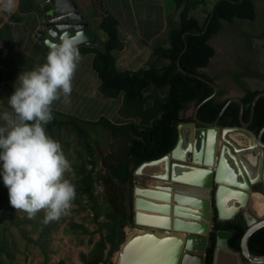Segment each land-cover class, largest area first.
I'll return each instance as SVG.
<instances>
[{
    "label": "rangeland",
    "instance_id": "obj_1",
    "mask_svg": "<svg viewBox=\"0 0 264 264\" xmlns=\"http://www.w3.org/2000/svg\"><path fill=\"white\" fill-rule=\"evenodd\" d=\"M252 2L255 7L252 20L236 18L231 23L223 22L218 33L209 39L214 54L202 70L213 78L217 90L222 91L218 100L240 98L245 89L264 91V0ZM209 10L210 5L206 4L190 14L202 23ZM96 30L99 37L105 36L103 29L96 27ZM89 60V56H81L80 63L88 65V73L81 72V77L74 74L70 103L65 104L61 99L52 105L53 119L60 124L52 120L45 128L47 135L59 142L71 164L72 171L66 173V178L75 185L76 197L70 213L47 223L43 210L29 218L27 213L11 206L8 189L0 177V264L107 262V250L118 246L125 230L140 227L133 221L135 186L155 190L170 186V190L182 191L183 196H189L186 195V192L190 193L189 188L183 190L184 185L172 184L169 177L142 173L139 171L142 163L135 166L126 159L125 149L133 132L119 127L136 119L121 110V96H101L96 87L97 73L89 66ZM193 108V103H189L181 116L191 117ZM101 117L112 126H105ZM218 128L222 130L229 126ZM213 171L215 175L217 170ZM146 181L154 185L150 186ZM221 182L213 178L210 200H215ZM246 184L248 187L242 190L247 199L253 192L264 196L258 178L251 181L247 177ZM181 203L182 209L191 207L190 203ZM143 212H147L141 211L146 216ZM184 215L192 217L182 210L180 216ZM263 215L251 210L246 200L230 219L238 218L247 224ZM215 217L223 221L214 201L209 222H214ZM242 264L249 262L242 259Z\"/></svg>",
    "mask_w": 264,
    "mask_h": 264
},
{
    "label": "trees",
    "instance_id": "obj_2",
    "mask_svg": "<svg viewBox=\"0 0 264 264\" xmlns=\"http://www.w3.org/2000/svg\"><path fill=\"white\" fill-rule=\"evenodd\" d=\"M175 3L179 9V24L169 32L168 47L159 46L152 51L153 57L166 59L167 64L158 67L154 62H149L147 66L134 71L116 70L110 50L121 47V42L117 36V20L108 13L100 21V28L107 34L103 47L79 49L94 53L92 66L100 80L99 90L102 96H121V110L136 119L135 122L119 127L133 132L125 149V157L135 166L169 153L177 142L178 123L193 121L192 117H182L181 111L189 103L197 106L213 94V87L208 82L214 80L202 70L214 54L209 39L218 33L223 22L231 23L236 18L252 20L255 17L252 0H175ZM206 4L210 5V10L201 23L190 12ZM151 88L153 91H150ZM164 88L167 89L165 92L162 91ZM259 92L261 91L245 89L240 98L245 122L250 120L252 101ZM221 94L222 91L217 90L214 96L199 107L196 112L199 120L212 122L217 118L228 100H218L217 96ZM239 111V103L231 102L220 116V126H239ZM101 118L105 126H112L106 118ZM53 120L57 125L60 124V121ZM263 126L264 96H261L255 102L248 129L258 134ZM261 139L264 142V133ZM211 200L214 207V198ZM245 228L244 221L238 218L223 221L214 218V229L230 231L229 247L238 252ZM209 238L212 243L206 250L205 264L212 263L214 233ZM248 247L253 254L264 255V227L251 235Z\"/></svg>",
    "mask_w": 264,
    "mask_h": 264
},
{
    "label": "crops",
    "instance_id": "obj_3",
    "mask_svg": "<svg viewBox=\"0 0 264 264\" xmlns=\"http://www.w3.org/2000/svg\"><path fill=\"white\" fill-rule=\"evenodd\" d=\"M43 2L44 0H16L14 11L9 13L4 10L0 15V115L5 111H11L7 99L13 94L14 86H18L17 78L20 73L34 70L46 62L49 47L39 33L46 30L42 14L49 11L50 7L49 5H43ZM74 2L102 44L107 39V34L105 33V36L99 37L96 30V27L100 28L102 16L108 13L117 20V36L121 42V47L110 50L114 57L116 70L134 71L147 66L149 62H154L158 67L168 63L166 59L153 57L152 51L159 46L168 47L169 32L179 24V9L175 0H74ZM83 47L90 46L80 45L79 49ZM79 51L81 56L90 57L88 64L93 68L94 53ZM80 62L75 73H78L81 77V72H84V75L88 73V65L84 64L82 66ZM99 84L100 80L98 78L96 87L100 92ZM3 125L4 121L0 119V126ZM232 136L235 137V135ZM218 143L223 144L220 136L218 137ZM225 151V154L228 153L231 159L235 156L229 148ZM224 160H228L227 155L224 156ZM225 169L228 170L226 164ZM143 170L142 173L145 174L164 172V169H158L154 166L145 167ZM224 177H228L227 171ZM148 184L150 186L154 185L151 182H148ZM185 188L190 189L189 186L184 185L183 190ZM161 190L159 189V191ZM164 193L168 192L164 191ZM200 199L198 198V200ZM237 205L238 202L227 206L222 201L223 215H229L230 210ZM248 207L259 214L264 213V196L258 192L251 193L248 199ZM131 229L127 228L125 230V234L116 248L107 250L108 261L99 264H167L165 261L169 259V254L180 246V242H178L175 249L172 246V251L170 249L169 254H167V251L162 249L168 250L170 247V243L164 242L168 238H164V236L162 238L158 233L154 237L156 228L148 227L146 228L147 231L141 232L145 236L138 253H128L124 251L125 249L121 245L128 238V230ZM153 229L154 231H152ZM190 232L192 231H187V233ZM173 237H175V240H180L177 235L171 236L172 239ZM158 238H161V240ZM153 241L160 246V249L152 246Z\"/></svg>",
    "mask_w": 264,
    "mask_h": 264
},
{
    "label": "clouds",
    "instance_id": "obj_4",
    "mask_svg": "<svg viewBox=\"0 0 264 264\" xmlns=\"http://www.w3.org/2000/svg\"><path fill=\"white\" fill-rule=\"evenodd\" d=\"M11 13L16 0H0ZM52 35H55L54 33ZM83 32H65L59 43L49 44L46 62L20 73L18 86L7 99L11 111L0 115V177L8 189L11 206L29 218L45 212V223L68 215L76 197L75 185L66 178L72 171L59 142L46 133L53 120L52 105L70 103L72 80L81 60Z\"/></svg>",
    "mask_w": 264,
    "mask_h": 264
},
{
    "label": "bare ground",
    "instance_id": "obj_5",
    "mask_svg": "<svg viewBox=\"0 0 264 264\" xmlns=\"http://www.w3.org/2000/svg\"><path fill=\"white\" fill-rule=\"evenodd\" d=\"M178 131L179 141L169 153L155 161L143 163L146 165H144L145 167L154 166L158 167V169H164L163 173L152 172L147 174H155L159 178L169 177L171 181L173 180L172 184L174 185L176 183V185L180 184L190 187V193L187 194L186 192V195H189V197L183 196L182 191L170 190L172 188L170 186H162L161 191L163 193H160V196L166 190L168 194L171 193L169 196H171L172 201L168 205V213L146 211L147 213L143 212L146 215L144 216L141 213L142 210L140 211L141 220L146 223L152 222L170 227L169 230L166 228H158L157 230V233L161 237L168 238L167 240L163 239L165 243H170L167 254H169L172 246L175 249L176 244L184 240L187 231L204 232L208 228V212L210 208L208 198L210 187L208 181L213 169L217 170L218 179L222 181L217 190V202L221 216H224L222 201L227 206L236 202L240 206L246 200L248 201L249 197L247 199L246 194L242 190V187L246 185L244 175H248L250 178H256L259 175L260 148L256 145L254 138L244 130L235 127L224 128L222 130L218 127H208L204 141H200L199 139V130L193 128L189 123H182ZM231 135H235V137L233 138ZM219 136L224 146L218 143ZM186 137L188 138L187 141ZM228 148L237 157L236 159L235 156L231 159L228 153L225 154V150ZM225 155L228 158L226 161L224 160ZM143 164L139 168L140 172L144 171L145 167H143ZM225 164L228 166V170L225 169ZM226 171L228 173L227 178L224 177ZM145 198L153 201L148 197ZM198 198L201 199L198 200ZM155 202L157 204H167L163 200ZM181 202L190 203L191 207L182 209L179 206L183 204ZM238 205L230 210L229 215L224 217L233 215L239 208ZM182 210L190 213L192 217L187 215L181 217ZM178 221L182 223L181 226ZM173 235L180 237V240H175V237L172 239L171 236ZM144 236L145 234L142 235L141 231L136 229L128 230V238L121 246L128 253H138ZM158 239L161 240V238ZM158 247L160 248V246ZM226 257L232 258L229 254Z\"/></svg>",
    "mask_w": 264,
    "mask_h": 264
},
{
    "label": "water",
    "instance_id": "obj_6",
    "mask_svg": "<svg viewBox=\"0 0 264 264\" xmlns=\"http://www.w3.org/2000/svg\"><path fill=\"white\" fill-rule=\"evenodd\" d=\"M43 5H49L50 7L49 11H45L42 14V17L45 20L46 30L41 31L39 33V35L44 38L45 42L47 41L49 44L59 43L60 36H62L65 32H68L70 35H74L75 32L81 31L84 33L86 37V42L81 45L98 47V48L103 47L98 37L91 30L88 21L85 19V16L78 10L74 0H44ZM53 33L55 35H52ZM208 83L213 87V94L207 97L205 100L201 101L197 106H194V110L192 114L193 121L185 122V123H189L193 128L199 130L200 133L199 139L200 141H204L208 127H221L219 124V119L222 113L224 112V110L231 102H238L240 105L239 126H235V128L242 129L245 132L249 133L254 138L256 145L260 148L259 175L256 178H258L261 181V184L264 188V142L261 139L264 133V126L259 130L258 134H255L254 132L248 129L249 123L251 122L254 113L255 102L259 97L264 96V91L257 93L253 98L249 122H245L243 120V115H242L243 104L241 102V99L237 97L228 98V100L226 101V103L224 104L217 118L214 121L203 122L197 118L196 112L199 109V107L210 97L214 96L217 91V87L214 82H208ZM182 123L184 122H180L177 125V132H178L177 142L179 141L180 138L178 128ZM231 127L232 126H229V128ZM157 159L149 160V161H155ZM213 170L211 171L210 178L208 181L209 187L212 186L213 178L218 180L217 171L216 174L214 175ZM246 176L248 177V175H244L245 180L247 178ZM248 179H250L251 181L255 180V178H250V177H248ZM146 183L148 184L147 181ZM246 187H248L247 184L242 188L246 189ZM160 193L163 192L151 188H141L138 186L134 187L135 196L133 200V206L135 210H134L133 221L135 224L139 225L140 227L138 228L136 227L132 229H136L138 231H141L142 233L144 230L147 231V229L144 228H148V227L166 228L167 230H169L170 227L168 225H159L152 222L146 223L145 221L141 220L140 217L141 210L151 211L154 213L169 212L168 205L172 201L171 196H169L170 194L168 193H164L161 195L163 197L162 198L160 196ZM145 197H148L153 201H149ZM162 200L167 204L165 205L157 204L155 202ZM214 201L220 217L223 220L230 219L232 215L224 217L221 216L220 214L218 202H217V192ZM211 205H212V200H210L209 198L210 208L208 212V220H210V209L212 207ZM261 227H264V215L256 219H253L250 222H247L246 228L240 240V251L239 252L237 251L238 252L237 253L235 250L231 249L228 244V239L231 236V232L222 229L215 230L214 222H209V226L204 232L187 233L186 236H184V240L180 242L179 248H177V250H174L173 253L169 254V259L166 260L165 262L167 264H205L206 250L212 243V239H210L209 237L212 233H214V241H213L214 245H213L211 264H242V259L249 262L250 264H264V255L253 254L248 247L249 238L256 230L260 229ZM155 230L156 231L154 237L157 234V229ZM152 231H154V229ZM152 246H155L157 249H160L155 241H153ZM162 250L167 251L166 249H162ZM227 254H229L232 258L226 257Z\"/></svg>",
    "mask_w": 264,
    "mask_h": 264
},
{
    "label": "built area",
    "instance_id": "obj_7",
    "mask_svg": "<svg viewBox=\"0 0 264 264\" xmlns=\"http://www.w3.org/2000/svg\"><path fill=\"white\" fill-rule=\"evenodd\" d=\"M2 12H4V9L0 7V15L2 14Z\"/></svg>",
    "mask_w": 264,
    "mask_h": 264
}]
</instances>
